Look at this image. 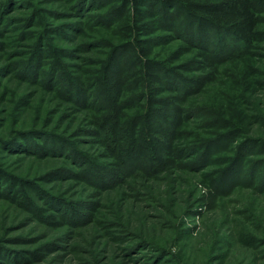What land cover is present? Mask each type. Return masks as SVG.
Masks as SVG:
<instances>
[{"label": "rangeland", "instance_id": "obj_1", "mask_svg": "<svg viewBox=\"0 0 264 264\" xmlns=\"http://www.w3.org/2000/svg\"><path fill=\"white\" fill-rule=\"evenodd\" d=\"M191 1L0 0V264H264V178L245 175L264 152L235 159L243 148L224 138L235 127L264 139V0H253L258 29L246 41L187 18L203 13ZM138 16L143 62L176 73L159 98L212 108L184 121L182 141L217 140L188 166L173 157L123 178L98 126L110 107H96L115 90L95 84L110 55L131 59L111 43ZM194 45L232 57L209 65ZM237 160L246 168L235 177ZM98 163L120 178L86 169Z\"/></svg>", "mask_w": 264, "mask_h": 264}, {"label": "trees", "instance_id": "obj_2", "mask_svg": "<svg viewBox=\"0 0 264 264\" xmlns=\"http://www.w3.org/2000/svg\"><path fill=\"white\" fill-rule=\"evenodd\" d=\"M140 1L142 0H133V3H138ZM191 6L201 8L203 13H200L202 14L200 15L197 12L187 10V18L201 20L205 23L212 24L214 27L225 29L230 32V36L238 37L243 41L248 40L258 29L259 20L253 0H192ZM137 20H142V16H138L136 19L131 17L127 22L124 21L125 23L123 26L126 27V33L120 36L118 44L115 45V43H111L112 47L110 45L111 48L118 49H122L126 46L124 50L128 52V57L131 59L129 60L127 58L126 60H119L117 63H113V56L110 55L111 57L109 56L107 62H104V68L108 70L109 75H105L104 72H100L97 75V77H99V83L95 85H103L105 88L115 90V92L103 96L101 103H98L99 105L96 107H105V109L110 107L111 114L109 113L98 123V126H101V128L106 131L105 135L100 133V136H102V138L104 137L102 140L104 142L103 144L109 145L110 147V150L108 149L110 156L106 157H113L116 159L118 167L123 171L121 174L118 167L117 169H109L99 163L98 164L102 168L97 165L87 164L86 169H94L98 172L97 174L100 175V178H103V174L111 178H120L118 175L119 173L125 178L141 171L152 173L154 169L158 171L159 169L168 167L173 157L189 161L187 164L188 166L193 161L194 163L197 162V159L191 156L192 154L196 155V151L200 149H202L200 155L203 154L209 143L213 145L215 141H212L214 139L217 140V137H214L205 140L202 139V142L190 140L191 142L184 143L182 141L183 137L186 135V133L184 135V133L181 132L183 125L186 124L185 122H187L189 118L195 117L197 114L209 112L212 108L207 105L191 103L188 108L184 107L183 110L181 105L176 104V101L173 100L172 97H170V100L173 101V103L169 102V98H159L158 94L160 90L163 91V88L166 89L177 85L168 84V80L171 79L172 76H175L176 73H174L172 68L168 65H161L163 67L156 65V69L161 73L156 69L147 68L146 62H143V59H145V61L147 60L145 57L147 54V49L144 48L145 44L143 41L133 39L132 37L134 27L140 28V24L137 23ZM132 42H134L133 45ZM194 46L209 54L208 61L206 62L207 64L212 60H219L218 62H220V60L227 61L232 57V55H229L226 58L219 59L217 56L219 53L208 51L206 45ZM235 54L236 53H233V55ZM114 58H117L116 55ZM166 62L169 63V61ZM111 73H114V75ZM176 78H179V76H176ZM202 80L203 77L200 78V76H197L193 82L199 87V85H202ZM154 81L158 84H154ZM69 82L71 85L76 83V80L73 78L70 79ZM195 87H193V89ZM72 89L75 88L73 87ZM193 89H189L188 93L192 94L194 91ZM81 90L85 89L81 88ZM136 90L137 95H133L131 92H135ZM186 92L187 91L182 92V94L179 97L176 96V98L178 100L182 99L185 97ZM131 110H133L132 114L128 113ZM181 113L184 114L183 117L180 116ZM236 129L237 128L233 127L228 131L229 134L224 135L226 142H239L236 146L237 151L239 150V146L241 149L243 148L240 155L236 153L234 156L235 159H244L245 155L243 156V153H245L244 151L248 148L249 152H258V154L264 152V139L256 137L255 139H257V141H255L253 140L254 137L247 135L242 136V131ZM193 138L194 137H192V140H196ZM253 145L256 147V150H251L252 147L250 146ZM224 146H227L226 143L220 148H224ZM238 160L231 168V172L235 177L239 176L241 167L243 169L246 168L245 163L239 167ZM233 161L234 160H232V162ZM261 163L264 164V161H259L258 164ZM254 173L257 174L258 178H264V167H253L252 171L245 172V175H254ZM123 178L120 181H123ZM109 180L110 179H102L97 184H101L102 182L108 183ZM217 184L216 187L219 190L221 181ZM113 185H115V183L108 186ZM232 187L233 186H229V188ZM6 255L0 254L2 257Z\"/></svg>", "mask_w": 264, "mask_h": 264}]
</instances>
